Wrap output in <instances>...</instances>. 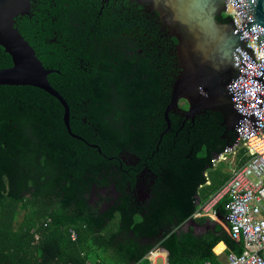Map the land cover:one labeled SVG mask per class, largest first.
I'll use <instances>...</instances> for the list:
<instances>
[{"label": "trees", "instance_id": "obj_1", "mask_svg": "<svg viewBox=\"0 0 264 264\" xmlns=\"http://www.w3.org/2000/svg\"><path fill=\"white\" fill-rule=\"evenodd\" d=\"M15 27L57 71L48 82L83 141L47 93L0 86V264H139L157 247L168 264H219V243L240 254L228 227L182 229L205 222L193 215L218 189L205 174L235 134L214 112L183 127L170 113L168 129L180 70L157 13L130 0H31ZM11 65L0 47V70Z\"/></svg>", "mask_w": 264, "mask_h": 264}, {"label": "water", "instance_id": "obj_2", "mask_svg": "<svg viewBox=\"0 0 264 264\" xmlns=\"http://www.w3.org/2000/svg\"><path fill=\"white\" fill-rule=\"evenodd\" d=\"M130 1L157 13L169 37L177 41L175 53L180 71L164 114L168 129L169 114L179 111V102L185 101V120L193 122L206 112L221 115L228 131L235 134L234 143L226 148L230 151L239 136L256 135L257 128L261 133L264 57L256 63L245 44L249 37L255 38L264 52V0H232L242 18L240 30H235L229 16L226 24L216 19L225 12L227 0ZM30 8L31 0H0V47L12 63L0 70V86L33 87L47 93L63 107L68 134L83 141L71 132L66 101L48 82V76L57 71L42 65L15 27V19L29 15Z\"/></svg>", "mask_w": 264, "mask_h": 264}, {"label": "built area", "instance_id": "obj_3", "mask_svg": "<svg viewBox=\"0 0 264 264\" xmlns=\"http://www.w3.org/2000/svg\"><path fill=\"white\" fill-rule=\"evenodd\" d=\"M223 14L233 18V27L240 30L242 18L234 8L232 0H227ZM245 48L251 50L254 61L260 63L264 52L259 50L257 40L249 37ZM261 124V133L257 128L256 135L239 136L232 151L226 149L213 159L212 168L217 163L226 161L229 156L236 157L243 151L241 165L232 169L229 179L200 204L193 215L196 219L212 218L217 206L223 204L224 222L232 239L242 243V251L240 254L228 253L222 264H264V110ZM244 158L246 160L243 161ZM205 177L208 180L207 174ZM71 239H76L73 231ZM154 251L157 250L150 251L145 259L152 261L151 255Z\"/></svg>", "mask_w": 264, "mask_h": 264}, {"label": "crops", "instance_id": "obj_4", "mask_svg": "<svg viewBox=\"0 0 264 264\" xmlns=\"http://www.w3.org/2000/svg\"><path fill=\"white\" fill-rule=\"evenodd\" d=\"M242 155H243L242 151H240V153L236 157H229L228 158V161H229L228 165L231 167V170H228L226 176L224 178H221V179H217L214 177L213 178L208 177V180L206 182V186H209L210 184H212L214 186L216 185L217 188H219L223 183H225L229 179L232 169L241 165L242 158H243ZM213 192L210 191V192L206 193V191H205L204 193H206V195L204 196L203 201H206V199L210 195H212ZM216 225L222 226L224 228V230L227 229V225L224 222L223 216L218 214L217 208L215 209L214 216L212 218H208V219L206 218L205 222L202 225H199L195 221L190 220V221H188L182 225V229L186 231L190 227V228H192L193 232L196 235H203L206 233V231H208L209 229H213ZM199 231H201V232H199ZM216 247H218V248L215 250ZM216 247L213 249V253L217 256L219 264H222L226 260V256L228 255V253H230L231 251H228V249L224 243H219ZM155 249L158 252L162 253V255H164L165 261H166L165 263L168 264V262H167V257H168L167 251L160 248V247H157ZM155 252L156 251H154L153 253H155ZM154 260H152V263H154Z\"/></svg>", "mask_w": 264, "mask_h": 264}, {"label": "rangeland", "instance_id": "obj_5", "mask_svg": "<svg viewBox=\"0 0 264 264\" xmlns=\"http://www.w3.org/2000/svg\"><path fill=\"white\" fill-rule=\"evenodd\" d=\"M228 158H227L226 161L219 162V163L216 164V166L214 168L210 169L207 172L208 177L209 178H213L214 177V178H217V179L224 178L226 176V174H227V171L231 170V167L228 165V163H229ZM19 218L20 217H18L17 219H19ZM199 232H201V231H199ZM165 262H166L165 261V257H164V255H162L160 257H157L154 260V263H152V261L149 260V259H144L139 264H166Z\"/></svg>", "mask_w": 264, "mask_h": 264}, {"label": "flooded vegetation", "instance_id": "obj_6", "mask_svg": "<svg viewBox=\"0 0 264 264\" xmlns=\"http://www.w3.org/2000/svg\"><path fill=\"white\" fill-rule=\"evenodd\" d=\"M178 107H179V111H176L175 114H177L178 116H180L183 119V121H182V127H183L185 125V123H187L188 121H190V120H185V118L183 117L184 116V111H186L188 109V106H187V104H186L185 101H180ZM144 190H145V187L144 186H142V187L140 186L139 191H138L139 196L145 197Z\"/></svg>", "mask_w": 264, "mask_h": 264}, {"label": "bare ground", "instance_id": "obj_7", "mask_svg": "<svg viewBox=\"0 0 264 264\" xmlns=\"http://www.w3.org/2000/svg\"><path fill=\"white\" fill-rule=\"evenodd\" d=\"M160 256H162V253L156 251L155 253H153L151 255V259L154 260V259H156L157 257H160Z\"/></svg>", "mask_w": 264, "mask_h": 264}]
</instances>
